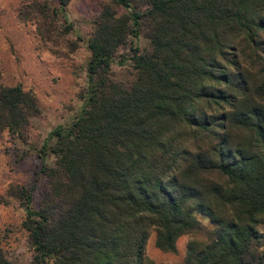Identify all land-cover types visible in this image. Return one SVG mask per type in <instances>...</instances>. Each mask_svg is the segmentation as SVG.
Listing matches in <instances>:
<instances>
[{
    "label": "trees",
    "instance_id": "16d2710c",
    "mask_svg": "<svg viewBox=\"0 0 264 264\" xmlns=\"http://www.w3.org/2000/svg\"><path fill=\"white\" fill-rule=\"evenodd\" d=\"M56 2L36 14L72 31ZM143 34L148 49L117 62ZM86 44L83 107L39 153L47 193L35 208L33 189H11L33 263L155 264L154 232L169 253L192 236L182 264H264V0H112ZM38 114L0 74V132L22 139Z\"/></svg>",
    "mask_w": 264,
    "mask_h": 264
},
{
    "label": "rangeland",
    "instance_id": "374dc122",
    "mask_svg": "<svg viewBox=\"0 0 264 264\" xmlns=\"http://www.w3.org/2000/svg\"><path fill=\"white\" fill-rule=\"evenodd\" d=\"M111 3L112 0H70L67 20L73 29L66 32L61 19H43L36 14L39 9L55 8L56 0H0L1 83L7 87L20 84L33 93L39 107L38 116L22 139L0 132V250L10 264H34L32 247L21 227L24 212L20 202L11 196V189H33V206H40L49 188L41 168L40 150L50 132L57 126H70L83 107L90 58L86 41L102 7ZM117 11L123 12L120 8ZM135 47L140 51L148 49L144 34L138 39L129 38L115 60H127ZM129 67L130 62L113 66V78L127 82ZM202 221L207 226V221ZM257 229L264 233V225ZM191 239L190 235L182 236L175 252H162L155 247V233L151 232L145 258L155 264H182Z\"/></svg>",
    "mask_w": 264,
    "mask_h": 264
}]
</instances>
